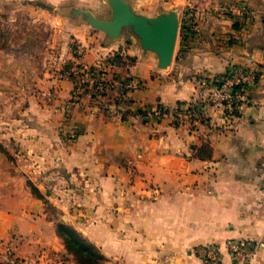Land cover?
Returning a JSON list of instances; mask_svg holds the SVG:
<instances>
[{
	"label": "crops",
	"instance_id": "1",
	"mask_svg": "<svg viewBox=\"0 0 264 264\" xmlns=\"http://www.w3.org/2000/svg\"><path fill=\"white\" fill-rule=\"evenodd\" d=\"M114 1L0 0L35 6L66 22L87 46V66L115 53L125 57L111 65L117 83L102 103L87 95L61 128L51 122L19 131L24 167L0 150V237L37 228L29 219L42 204L29 193L26 178L31 173L41 189L40 174L51 173L49 179L62 180L75 197V204L60 207L85 214L84 235L107 258L201 264L198 247L252 241L260 249L251 264H264V0H120L149 19L177 14L180 39L167 68L130 27L110 36L91 23L112 21ZM191 24L194 35L184 31ZM232 69L255 76L239 114L227 117L212 104L191 123L143 117L159 106L186 107L199 78L209 82ZM127 78L139 87L125 91ZM72 89L63 80L55 90L57 106L49 110L55 116L65 113ZM122 92L127 102L117 105ZM223 263L231 264L225 250Z\"/></svg>",
	"mask_w": 264,
	"mask_h": 264
},
{
	"label": "rangeland",
	"instance_id": "2",
	"mask_svg": "<svg viewBox=\"0 0 264 264\" xmlns=\"http://www.w3.org/2000/svg\"><path fill=\"white\" fill-rule=\"evenodd\" d=\"M73 30L47 10L22 2L0 4V150L17 167L25 165L18 143L22 128H47L51 122L61 128L84 97L89 95L102 103L116 86L117 80L110 76L111 65L125 57L115 53L102 64L87 66L82 60L87 46L75 37ZM87 70L91 72V89L87 87V75L82 73ZM130 79L122 85L125 91H132L125 89ZM63 80L71 81L73 89L66 100L65 113L55 116L49 110L55 105L52 99ZM132 80L138 88V80ZM105 83L113 84L107 92ZM125 94L122 92L114 103L124 101ZM120 112L115 108V113ZM29 174L26 187L42 204L41 213L29 219L37 228L25 233L11 230L0 237V264H123L121 260L107 258L96 246L95 254L87 253L86 246L73 236L72 230L87 239L82 228L86 216L80 212L69 214L60 207L66 202L75 204L74 195L60 183L62 180L55 176L49 179L51 173L40 174V189ZM57 189L63 196H59ZM46 191L53 194L47 196ZM63 237L72 242L74 251L67 249Z\"/></svg>",
	"mask_w": 264,
	"mask_h": 264
},
{
	"label": "built area",
	"instance_id": "3",
	"mask_svg": "<svg viewBox=\"0 0 264 264\" xmlns=\"http://www.w3.org/2000/svg\"><path fill=\"white\" fill-rule=\"evenodd\" d=\"M82 73L87 75V87L91 89L92 86L90 84L92 81L90 70L86 72L82 71ZM254 81L255 76L252 73L240 69L230 70L225 78L218 79L217 81L214 79L208 82L205 78H199L197 80L198 88L195 96L192 102L186 107L166 109L159 106L153 111L146 110L143 113V117L146 120L170 118L174 125H180L186 122L191 123L198 116L201 108L212 104L222 106L225 115L231 117L241 112V101L245 98V89L249 84L254 83ZM217 82L220 84L217 85ZM104 86L107 92L113 84L105 83ZM96 89L100 91L98 86ZM125 89H136V83L130 79L126 83ZM102 95H104L103 91ZM125 95L123 98L124 101L128 98L127 94ZM124 101L117 103V105H121ZM259 249L260 245L257 242L230 241L224 246L213 244L198 247L195 249V254L201 264H224L223 251L225 250L230 256L231 264H251Z\"/></svg>",
	"mask_w": 264,
	"mask_h": 264
},
{
	"label": "water",
	"instance_id": "4",
	"mask_svg": "<svg viewBox=\"0 0 264 264\" xmlns=\"http://www.w3.org/2000/svg\"><path fill=\"white\" fill-rule=\"evenodd\" d=\"M114 18L107 23L92 17V24L107 32L110 36L118 35L123 27H130L139 37L144 50L155 53L160 68H167L174 60L178 35L179 20L175 12L160 14L156 18H145L134 14L127 4L116 0L113 3Z\"/></svg>",
	"mask_w": 264,
	"mask_h": 264
},
{
	"label": "trees",
	"instance_id": "5",
	"mask_svg": "<svg viewBox=\"0 0 264 264\" xmlns=\"http://www.w3.org/2000/svg\"><path fill=\"white\" fill-rule=\"evenodd\" d=\"M193 26H194V24H191V26H190L187 30L185 29V31H187V32H188L189 34H191V35H194L195 32L192 31V27H193ZM190 28H191V30H189ZM185 40H186V36H184V35L181 36V46L184 45ZM129 60L134 61V60H132V59H130V58H129ZM229 71H230V70H227L226 73H225L224 75L216 76V77H215V81H217L218 79L225 78V77L228 75V72H229ZM217 83H218L217 85L220 84L219 82H217ZM160 107H161V106H160ZM72 234H73L74 237L78 238L80 244L86 246V252H87V253L89 252V254H95V252H94V250H95V245H93L89 240L80 237L79 234H78L77 232L73 231V230H72ZM63 238H64V237H63ZM64 240H65V242H66L67 249H68L69 251H74V250H73V244H72V242H70V241L67 240L66 238H64Z\"/></svg>",
	"mask_w": 264,
	"mask_h": 264
}]
</instances>
